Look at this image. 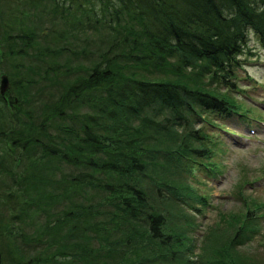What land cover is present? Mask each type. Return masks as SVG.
I'll return each mask as SVG.
<instances>
[{
  "label": "trees",
  "instance_id": "trees-1",
  "mask_svg": "<svg viewBox=\"0 0 264 264\" xmlns=\"http://www.w3.org/2000/svg\"><path fill=\"white\" fill-rule=\"evenodd\" d=\"M250 41L264 0H0V264H212L173 173L215 171Z\"/></svg>",
  "mask_w": 264,
  "mask_h": 264
},
{
  "label": "rangeland",
  "instance_id": "rangeland-1",
  "mask_svg": "<svg viewBox=\"0 0 264 264\" xmlns=\"http://www.w3.org/2000/svg\"><path fill=\"white\" fill-rule=\"evenodd\" d=\"M255 43L250 41L253 55L247 60L246 69L239 70L238 74L244 78L246 75L255 77L257 80L253 81L259 85L255 90L249 88L251 81L243 83L248 88L245 95L230 91L216 81L209 84L264 123V47ZM196 69L188 68L191 72ZM234 119V122L220 121L233 128V133H241L248 139L227 135L229 133L223 130L217 134L212 148L214 155L205 161L215 165L219 172L203 173L190 160V166L195 169L193 173H173L175 178L190 182L206 199V206L199 205L202 212L189 211L197 225L190 227L192 248L187 249L186 256L212 264H264V124L242 122L235 117L231 120ZM178 132L182 136L183 131L178 129ZM62 166L67 168L66 164ZM59 209H64L63 204L60 203ZM4 218H9L7 213Z\"/></svg>",
  "mask_w": 264,
  "mask_h": 264
},
{
  "label": "water",
  "instance_id": "water-1",
  "mask_svg": "<svg viewBox=\"0 0 264 264\" xmlns=\"http://www.w3.org/2000/svg\"><path fill=\"white\" fill-rule=\"evenodd\" d=\"M1 82H2L1 87H2L3 91H5L9 87V84H10L9 77L7 75H3Z\"/></svg>",
  "mask_w": 264,
  "mask_h": 264
}]
</instances>
